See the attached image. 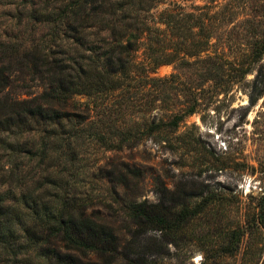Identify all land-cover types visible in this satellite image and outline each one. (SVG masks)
Instances as JSON below:
<instances>
[{
	"label": "trees",
	"instance_id": "trees-1",
	"mask_svg": "<svg viewBox=\"0 0 264 264\" xmlns=\"http://www.w3.org/2000/svg\"><path fill=\"white\" fill-rule=\"evenodd\" d=\"M6 1L14 7L16 34L0 37V264H157L169 242L183 239L179 228L197 217L201 204L191 205L193 193L186 191L169 196L161 184L158 203H137L126 195L136 187L137 170L98 168L113 194L126 195L131 226L122 245L85 195V154L90 146L135 147L194 112L191 107L166 124L153 121L145 135H132L122 122L123 104L136 96L129 93L131 81L147 78L178 51L188 58L206 54L213 17L201 9L187 13L188 0ZM263 55L264 43H255L248 64ZM197 63L209 66L213 57ZM224 66L215 63L207 74ZM35 86L38 95L30 92ZM248 227L264 230L262 206ZM156 230L160 236L149 235Z\"/></svg>",
	"mask_w": 264,
	"mask_h": 264
},
{
	"label": "rangeland",
	"instance_id": "rangeland-1",
	"mask_svg": "<svg viewBox=\"0 0 264 264\" xmlns=\"http://www.w3.org/2000/svg\"><path fill=\"white\" fill-rule=\"evenodd\" d=\"M9 3H0L2 39L11 33L15 20ZM184 8L187 13L201 9L213 17L210 49L199 58L178 51L147 78L131 81L129 93L136 96L123 104L122 122L132 135H145L153 121L166 124L191 107L194 112L184 115L176 128L143 136L132 148L117 152L90 146L84 192L92 200V210L112 225L122 245L129 239L122 202L126 195L137 203L155 204L160 201L159 184L169 196L193 193L190 203L201 204L200 213L179 228L177 236L183 239L177 246L169 242L167 252L155 258L157 264H202L206 257L209 264H264V230L248 227L260 206L264 211V55L248 64L253 45L264 43V0H188ZM206 55L213 57L209 66L192 64ZM220 62L225 65L222 71L207 74L208 67ZM247 65L249 70L243 73ZM30 92L38 95L41 88ZM122 166L137 170L139 178L134 190L125 195L116 189V195L97 169L107 172ZM232 233L235 238L229 244ZM150 234L161 235L159 230ZM223 248L231 254H223Z\"/></svg>",
	"mask_w": 264,
	"mask_h": 264
}]
</instances>
